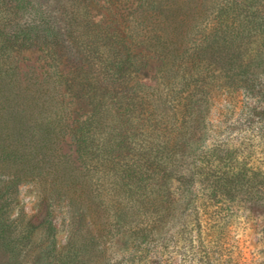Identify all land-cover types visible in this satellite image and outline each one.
<instances>
[{
    "label": "trees",
    "instance_id": "1",
    "mask_svg": "<svg viewBox=\"0 0 264 264\" xmlns=\"http://www.w3.org/2000/svg\"><path fill=\"white\" fill-rule=\"evenodd\" d=\"M6 1L22 14L7 32V42L19 48L57 44L61 30L46 10L33 0H0V7ZM176 5V0L131 2V39L157 57L155 82L130 79L128 34L118 33V42L115 34L107 33L109 56L101 59V76L93 78V85L102 82L111 89L102 84L86 89L90 112L73 127L48 115L45 87L51 77L21 82L16 109L7 113L14 120L2 126L0 142V164L8 171L0 174V240L6 252L23 255L31 243L50 264H76L74 240L84 228L85 247L103 254L104 238L119 235L130 240L141 259L150 241L159 239L165 224L176 218L179 206L199 194L221 203L264 194L237 157L197 145L206 137L214 89L246 80L249 72L244 70L251 69L250 64L219 58L237 46L242 29L230 24L236 26L240 17L224 4L214 15L202 7L183 14ZM71 131L74 159L60 147ZM28 181L37 185L46 211L38 224L21 214L18 234L12 238L4 219L9 200L20 183ZM54 198L65 202L71 221L78 217L82 222L71 228L67 244L73 245L67 251L55 242L50 208ZM137 261L133 258L131 264Z\"/></svg>",
    "mask_w": 264,
    "mask_h": 264
},
{
    "label": "rangeland",
    "instance_id": "2",
    "mask_svg": "<svg viewBox=\"0 0 264 264\" xmlns=\"http://www.w3.org/2000/svg\"><path fill=\"white\" fill-rule=\"evenodd\" d=\"M33 1L55 20L61 38L57 44L42 48H19L14 42H7V32L21 20L22 14L11 9L9 1L0 7V142L2 126L14 120V115L7 113L13 114L16 109L21 82L34 80L35 76L51 77L45 89L49 95L48 115L52 118L73 127L90 112L86 89L98 88L99 84L105 90L111 89L102 82L93 85V78L101 76V59L109 56V47L104 45L109 39L105 37L107 33L115 34L118 42V33L122 37L128 34V41L132 43L130 79L146 84L155 82L157 57L136 43L135 37L131 39L129 13L133 0ZM176 3L183 14L198 12L202 7L201 0H176ZM204 4L202 10L206 13L214 15L217 6L224 4L230 13L240 17L236 26L230 24L234 29H242L234 42L237 46L222 52L219 58L250 64L251 69L244 70L249 72L246 80L214 89L206 137L197 145L208 144L211 150H222L237 157L254 178L255 187L263 189L264 0H216V4L208 0ZM60 147L61 153L76 158L74 131L63 138ZM7 173L0 164V174ZM51 202L56 246L67 251L73 245V242L67 244L71 228H77L82 222L78 217L74 222L70 220L64 201L54 198ZM9 204L4 219L10 224L12 238L18 234L21 214L38 224L46 211L38 187L32 181L20 183ZM185 208L189 212L184 213ZM176 211V218L165 224L159 239L150 241L149 251L141 259L132 250L130 240L119 235L104 238L105 243L100 246L104 248L103 254L99 249L85 247L88 236L82 228L83 234L74 240V249L78 251L76 264H131L133 258L140 260L138 264H264V194L222 203L206 201L199 194L195 201L181 204ZM34 239L38 243V237ZM28 246V252L18 255L15 251L6 252L0 240V264L51 263L36 245L29 243Z\"/></svg>",
    "mask_w": 264,
    "mask_h": 264
}]
</instances>
